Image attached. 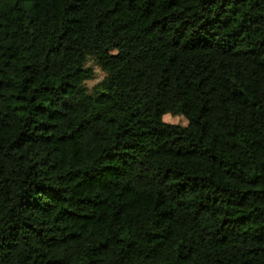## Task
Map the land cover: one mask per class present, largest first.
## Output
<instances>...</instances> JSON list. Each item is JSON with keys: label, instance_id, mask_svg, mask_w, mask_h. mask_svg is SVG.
Wrapping results in <instances>:
<instances>
[{"label": "trees", "instance_id": "1", "mask_svg": "<svg viewBox=\"0 0 264 264\" xmlns=\"http://www.w3.org/2000/svg\"><path fill=\"white\" fill-rule=\"evenodd\" d=\"M0 264H264V0H0Z\"/></svg>", "mask_w": 264, "mask_h": 264}, {"label": "rangeland", "instance_id": "2", "mask_svg": "<svg viewBox=\"0 0 264 264\" xmlns=\"http://www.w3.org/2000/svg\"><path fill=\"white\" fill-rule=\"evenodd\" d=\"M92 64V62H89V64ZM93 67H94V70H95V72H96V74H95V78L93 79V80H90V81H88L87 82V85L90 87L92 84H94L96 81H98V80H100L101 78H102V76H103V72L102 71H100V69L98 68V66H96V65H93ZM172 114V117L173 118H176L177 116H180L181 117V122H180V124H183V122H184V115H183V113H182V110H180V109H178V110H176L175 112H172L171 113Z\"/></svg>", "mask_w": 264, "mask_h": 264}, {"label": "clouds", "instance_id": "3", "mask_svg": "<svg viewBox=\"0 0 264 264\" xmlns=\"http://www.w3.org/2000/svg\"><path fill=\"white\" fill-rule=\"evenodd\" d=\"M161 121L165 124L170 125V126H176V125L180 124L181 117L177 116L176 118H173L171 113L166 112L161 116ZM181 126L182 127L188 126V120L186 118H184V122Z\"/></svg>", "mask_w": 264, "mask_h": 264}]
</instances>
